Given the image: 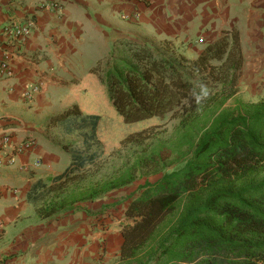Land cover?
Segmentation results:
<instances>
[{
	"label": "trees",
	"instance_id": "trees-1",
	"mask_svg": "<svg viewBox=\"0 0 264 264\" xmlns=\"http://www.w3.org/2000/svg\"><path fill=\"white\" fill-rule=\"evenodd\" d=\"M241 66L233 32L230 41L222 36L191 60L117 39L88 76L97 77L120 119L138 121L178 107L184 113L165 136L154 128L129 134L124 145L135 143L139 150L115 174L56 194L37 214L72 209L169 160L181 165L144 181L125 208L133 218L122 229L125 264H264V100L237 97ZM197 79L214 91L202 106L191 96ZM76 105L51 116L57 121L78 114ZM74 158L84 164L78 154ZM61 174L51 187L62 186Z\"/></svg>",
	"mask_w": 264,
	"mask_h": 264
},
{
	"label": "crops",
	"instance_id": "crops-1",
	"mask_svg": "<svg viewBox=\"0 0 264 264\" xmlns=\"http://www.w3.org/2000/svg\"><path fill=\"white\" fill-rule=\"evenodd\" d=\"M132 13L134 38L178 39L190 57L233 32L241 67L253 70L249 80L242 72V81L252 82L249 97L264 89L255 85L264 84V0H0V24L26 16L34 21L9 60L11 74L0 76V137L7 134L11 144L34 139L31 150L16 153L11 163L0 149V264H94L92 259L101 255L99 233L91 234L84 210L100 202L82 201L77 203L82 210L41 217L34 196L72 162L61 149L59 122L51 123L50 116L59 112L72 81L88 77L112 41L129 36L121 16ZM31 85L39 89L28 101L23 92ZM91 238L96 241L90 243ZM122 240L118 233L109 235V255Z\"/></svg>",
	"mask_w": 264,
	"mask_h": 264
},
{
	"label": "rangeland",
	"instance_id": "rangeland-1",
	"mask_svg": "<svg viewBox=\"0 0 264 264\" xmlns=\"http://www.w3.org/2000/svg\"><path fill=\"white\" fill-rule=\"evenodd\" d=\"M121 20L125 23L123 30L129 36H120L113 40L101 59L106 57L117 39L145 43L167 56L178 54L184 56L188 60L196 57H190L188 51L180 44L178 39H162L147 34H140L139 38H134V13L122 14ZM222 35L224 36L225 34ZM226 36L230 41L231 35L227 34ZM242 72L245 73V77L248 80L253 74L251 67H241L237 83V92L239 90L243 91L241 94L236 92L237 97L249 101H251L250 98H253V100H264V89L261 90V93L257 91L256 97L258 98L249 97L248 87L252 85V82L248 80L242 81ZM94 79L88 76V79L86 77L82 80L72 81L71 89L67 97L61 101L59 112L73 103H77L76 106L79 107L80 113L69 114L65 118L57 121H55V118L53 119L52 116L50 117L51 123L55 124L59 122L57 128H59L58 130L61 133V149L71 156L72 162L62 173L63 177L60 180V182H62L64 179L61 184L62 186L55 188L53 185V187H51V184H53L52 179L44 183L42 190L38 193L35 192L34 201L40 203V205L45 204L46 201L50 200L56 194H64L70 189L75 188V186L82 188L96 180L112 176L118 171L127 158L139 150V146L135 143H127L124 145L123 141L129 134L143 129L154 128L155 131L159 132V136H165L171 132L184 113V109L178 107L162 116H152L138 121L124 122L111 107L95 75ZM255 85H257L258 88H261V85L264 86L262 83ZM77 94L81 96L78 95L79 98H75L74 95ZM242 94L246 98L243 97ZM247 96L249 97L248 99ZM77 154L79 158L84 160L82 166H78L75 161L74 156ZM179 165L181 164H170L169 160H167L158 170L141 169L133 182L105 192L94 200L83 201L91 206L96 202H100V207L84 209L90 219L89 225L91 234L94 232L99 233L98 242L101 248V255L95 256L92 259L94 264H125L124 260H122L119 255L120 249L109 255L107 249L109 235L114 232L122 236L123 227L133 223V218L126 217L125 208L132 195L134 193H139V186L146 180L150 182L154 181L160 177L164 171L171 170ZM54 182L55 185L58 183V181ZM138 182H140V184L136 186ZM45 184H47V186H45ZM80 207L82 210V206L76 203L72 209L73 211L80 210ZM89 241L90 243H94L96 240L91 238Z\"/></svg>",
	"mask_w": 264,
	"mask_h": 264
},
{
	"label": "built area",
	"instance_id": "built-area-1",
	"mask_svg": "<svg viewBox=\"0 0 264 264\" xmlns=\"http://www.w3.org/2000/svg\"><path fill=\"white\" fill-rule=\"evenodd\" d=\"M42 7L54 8L55 5H43ZM32 16H26L22 21L13 18L0 24V76L11 74L9 60L20 51V46L24 38L29 34L33 27ZM39 89L38 85H31L25 89L23 96L26 100H31L33 94ZM34 145L33 138H26L17 144L9 142V136L3 134L0 137V149L5 150L6 161H14V155L18 152L30 151ZM38 163V160L35 161ZM3 229V222L0 219V232Z\"/></svg>",
	"mask_w": 264,
	"mask_h": 264
},
{
	"label": "clouds",
	"instance_id": "clouds-1",
	"mask_svg": "<svg viewBox=\"0 0 264 264\" xmlns=\"http://www.w3.org/2000/svg\"><path fill=\"white\" fill-rule=\"evenodd\" d=\"M214 94L213 89L204 81L197 79L191 96L197 106H202Z\"/></svg>",
	"mask_w": 264,
	"mask_h": 264
}]
</instances>
